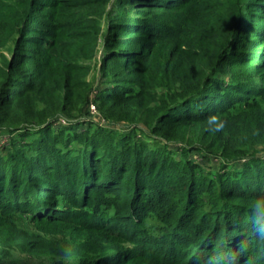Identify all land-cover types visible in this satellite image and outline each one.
<instances>
[{
    "label": "trees",
    "instance_id": "trees-1",
    "mask_svg": "<svg viewBox=\"0 0 264 264\" xmlns=\"http://www.w3.org/2000/svg\"><path fill=\"white\" fill-rule=\"evenodd\" d=\"M2 134L0 264H264V0H0Z\"/></svg>",
    "mask_w": 264,
    "mask_h": 264
},
{
    "label": "clouds",
    "instance_id": "clouds-1",
    "mask_svg": "<svg viewBox=\"0 0 264 264\" xmlns=\"http://www.w3.org/2000/svg\"><path fill=\"white\" fill-rule=\"evenodd\" d=\"M250 215L257 234L264 236V197H257L252 202Z\"/></svg>",
    "mask_w": 264,
    "mask_h": 264
},
{
    "label": "rangeland",
    "instance_id": "rangeland-1",
    "mask_svg": "<svg viewBox=\"0 0 264 264\" xmlns=\"http://www.w3.org/2000/svg\"><path fill=\"white\" fill-rule=\"evenodd\" d=\"M93 117H98L97 116V112H93L92 114H91ZM97 119V118H96ZM0 138L2 139V141L4 142V141H6V135H0ZM1 142V141H0ZM260 155H264V153L263 152H260Z\"/></svg>",
    "mask_w": 264,
    "mask_h": 264
},
{
    "label": "built area",
    "instance_id": "built-area-1",
    "mask_svg": "<svg viewBox=\"0 0 264 264\" xmlns=\"http://www.w3.org/2000/svg\"><path fill=\"white\" fill-rule=\"evenodd\" d=\"M90 110H91V112H95L96 111L95 106L94 105H90Z\"/></svg>",
    "mask_w": 264,
    "mask_h": 264
}]
</instances>
